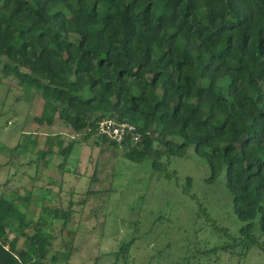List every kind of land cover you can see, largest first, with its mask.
Instances as JSON below:
<instances>
[{
    "label": "trees",
    "instance_id": "16d2710c",
    "mask_svg": "<svg viewBox=\"0 0 264 264\" xmlns=\"http://www.w3.org/2000/svg\"><path fill=\"white\" fill-rule=\"evenodd\" d=\"M0 73L28 97L40 94L39 125L53 126L58 118L76 134H56L30 163L47 165L56 154L68 160L93 136L98 147L119 148L97 135L98 126L107 117L131 122L151 134L140 145L122 146L127 159H151L161 171L163 155H186L195 146L208 163V184L226 173L244 222L236 245L261 247L264 0H0ZM31 137L16 147L18 155L38 143ZM187 183L189 195L195 181ZM31 196L20 198L21 205L0 197V264H69V253L47 260L52 243L44 214L27 231ZM42 211L64 225L73 215L71 208ZM199 211L211 218L203 205Z\"/></svg>",
    "mask_w": 264,
    "mask_h": 264
},
{
    "label": "rangeland",
    "instance_id": "374dc122",
    "mask_svg": "<svg viewBox=\"0 0 264 264\" xmlns=\"http://www.w3.org/2000/svg\"><path fill=\"white\" fill-rule=\"evenodd\" d=\"M24 91L0 73V197L21 205L20 198L32 191L27 231L32 234L39 216H46L52 243L48 261L69 253V264H264L263 236L261 247L236 245L244 222L234 210L226 173L208 184V163L195 146L186 155H163L161 171L154 170L151 159L130 161L122 147L96 146L95 136L77 146L68 160L53 155L47 165L30 163L56 134H76L58 118L53 126L39 125L35 119L42 98ZM25 136L38 143H29L18 155L16 147ZM189 177L195 184L187 195ZM201 205L211 218L201 215ZM57 207L73 211L67 225L42 211ZM132 240L129 251L120 254ZM25 241L22 236L20 248ZM226 245H231L228 251L202 257V252Z\"/></svg>",
    "mask_w": 264,
    "mask_h": 264
},
{
    "label": "built area",
    "instance_id": "2783aa9c",
    "mask_svg": "<svg viewBox=\"0 0 264 264\" xmlns=\"http://www.w3.org/2000/svg\"><path fill=\"white\" fill-rule=\"evenodd\" d=\"M149 131L143 132L137 125L121 121L113 117H107L102 120L97 129V135L108 139L111 142L118 143L121 147L126 142L133 145L143 143L146 135H150Z\"/></svg>",
    "mask_w": 264,
    "mask_h": 264
},
{
    "label": "crops",
    "instance_id": "0c3cea01",
    "mask_svg": "<svg viewBox=\"0 0 264 264\" xmlns=\"http://www.w3.org/2000/svg\"><path fill=\"white\" fill-rule=\"evenodd\" d=\"M59 154H56L55 156H58Z\"/></svg>",
    "mask_w": 264,
    "mask_h": 264
}]
</instances>
